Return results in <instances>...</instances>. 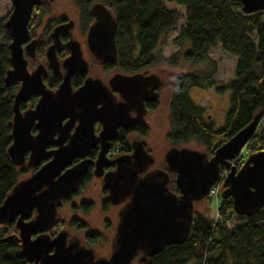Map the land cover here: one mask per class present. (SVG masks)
Segmentation results:
<instances>
[{"label": "water", "instance_id": "1", "mask_svg": "<svg viewBox=\"0 0 264 264\" xmlns=\"http://www.w3.org/2000/svg\"><path fill=\"white\" fill-rule=\"evenodd\" d=\"M240 1L247 14L264 11V0ZM11 2L12 12L3 24L11 37V68L7 70L4 82L10 85L19 81L20 85L12 104V143L7 153L12 164L22 166L29 151L27 165L37 169L19 180L5 197L0 205V225H15L19 255L27 264H133L139 253V263H145L165 246L187 240L193 226L194 203L210 196L211 188L219 181L221 166L228 170L222 180L221 196L232 199L238 214L252 216L264 206V150L248 156L239 168L232 163L257 131L263 118L261 114H255L245 127L215 149L212 156L187 147L169 148L165 154L167 170L147 171L154 163V157L144 150L142 143L129 156L108 159L106 154L116 137L117 128L133 121L129 118V108L136 105L141 108L143 103L139 99L145 94L157 95L146 87L149 82L156 83L152 84L153 87L162 84L159 77L156 74L115 75L110 87L117 90L126 102L115 101L111 91L97 78H87L79 89L72 91L71 76L87 71L79 44L72 40L69 43L70 56L62 63L65 70L63 81L56 91L47 89L42 80L45 67L38 65L29 72L22 48L28 39L33 8L41 0ZM90 12L96 20L88 32L89 48L98 59L113 62L117 56L116 19L102 4L94 5ZM72 24V21L67 23L68 27ZM60 29H54L53 43L46 52L54 71L60 69L55 55ZM33 44L35 40L30 41L27 48L34 47ZM183 76V72L176 73L170 83L181 81ZM32 94L40 96L36 107L22 112L20 104ZM99 102L105 108L96 109ZM98 113L102 114L101 117L95 118ZM67 117L68 121L62 125V120ZM74 117L79 120L78 136L67 143L55 140V131L65 135L66 127ZM95 119L102 120L103 129L94 174L103 175V187L108 190V198L113 204L127 200L119 211L108 258H95L93 249L81 245L78 239L67 243L68 231L65 229L53 238L47 233L59 223L58 206L78 190L90 165L87 154L96 139H92L89 126ZM33 125L37 129L36 135L30 132ZM50 146L56 148L48 150ZM77 157L81 161L72 164ZM43 159L49 160L40 166ZM111 164H116L115 169L104 173V168ZM169 173L175 175L178 194L168 187ZM34 210L36 215L30 219ZM33 235L36 237L32 238Z\"/></svg>", "mask_w": 264, "mask_h": 264}, {"label": "trees", "instance_id": "2", "mask_svg": "<svg viewBox=\"0 0 264 264\" xmlns=\"http://www.w3.org/2000/svg\"><path fill=\"white\" fill-rule=\"evenodd\" d=\"M108 1L107 6L117 22L118 54L129 69L135 70L136 63L139 68H156L163 63L172 67L176 65L177 60L173 57H163L162 46L182 21L178 35L172 40L180 50L174 56L182 54L185 61L198 65L205 61L210 63L204 70L187 74L173 96L170 115L172 144L193 141L212 155L255 114H261L264 120V11L247 14L240 0ZM171 4L182 8L183 12L169 7ZM50 12L49 4L45 9L33 11L29 30L36 31ZM4 20H0V205L13 186L33 172L24 165L12 164L7 153L12 143V104L17 87L4 82L11 65L10 35L3 28ZM217 45L224 53L236 57L235 78L219 86L213 80L215 65L207 56L208 50ZM193 86L214 87L219 93L230 92L223 126L218 128L212 121L202 118V110L187 94V89ZM261 125L259 123L242 153L232 160L237 168L248 156L264 150ZM145 130L141 129L142 132ZM227 171L221 166L219 180ZM171 188L177 192L173 182ZM216 209L215 219L205 210L194 211L187 240L165 246L142 264H264V206L252 216L240 215L234 210L232 199L221 196ZM69 226L75 224L69 222ZM56 229L55 226L50 232L54 233ZM17 233L13 224L0 225V264H27L19 255ZM84 238L98 246L108 241L99 239L97 242L99 236L94 234H87Z\"/></svg>", "mask_w": 264, "mask_h": 264}, {"label": "flooded vegetation", "instance_id": "3", "mask_svg": "<svg viewBox=\"0 0 264 264\" xmlns=\"http://www.w3.org/2000/svg\"><path fill=\"white\" fill-rule=\"evenodd\" d=\"M118 1H122V0H118ZM53 2H54V0H41L40 4L34 6L33 11H35L36 9H45L48 7V4L52 8L51 4H54ZM72 2L75 5V7L77 8V11L79 13V21L76 24L79 26V28H78L79 35L78 36H76V34H75L74 28L76 25H75L74 21H72L73 22L72 26L68 27L67 23L71 20H69V18H67L66 15H59L58 17H55L52 20L50 19L51 21L49 20L50 22L47 24H44V22H42L40 24V26L36 29V31H31V30H29V27H28V31H29L28 32V39L22 45L23 55H24V58L27 60L28 71L32 72L38 65H43L46 69V73L42 77L43 83L45 84V87L47 89H50L52 91H56V89H58L59 85L63 81L64 74H65V70L62 67V63L66 58H68L70 56L69 43H70V41L74 40V41L78 42L79 48L81 50L82 58L87 63V71L86 72L80 71V72H77L71 76L70 83H71L72 91H76L77 89H79L84 84V82L87 78H93V79L97 78V79H100L102 84L107 89H109L111 91V93L114 96L115 101L120 102L123 100L124 102H126L121 97V95L119 94V92L117 90H113L110 87V81L115 75L131 76V75H135V74L151 75V74H156V73L146 72L148 69H150V67L139 68V67H137V63L135 64V70L129 69L127 67L126 62H123L122 60H120V57L118 54L119 50H118V42H117V29H116V33H115V41H116V46H117L116 60L113 62H110V61L104 62V61L98 59L97 57H95V55L92 53V51L90 50L89 45H88V32H89L90 27L93 25V23L96 20L95 16L91 14L90 10L94 5L102 4L104 7H106L107 9H109L112 12L110 7L107 6L109 1L108 0H89V1L88 0H82V2H80L79 0H72ZM33 11H32V13H33ZM113 16H114V14H113ZM43 20H44V18H43ZM56 27H61L60 31L58 32V38H59L58 45H57V48L55 49L56 59L60 65V69L58 71H54L50 67L49 60H48V57L46 54L48 47L53 43V39L51 38V35L53 34V31ZM40 28L42 30L40 32H38V29H40ZM32 40H35V44H33L34 47L29 46L27 48L28 43ZM10 41H11V37H10ZM30 52H32V54ZM84 54L86 57L84 56ZM10 68H11V65H10ZM96 68L100 70V71H98L99 75L98 74L94 75ZM156 75L159 77V80L162 82V84L153 87L152 84L154 85L156 83L149 82L146 89L147 90L153 89L154 92L157 93V95L152 97V95L145 94L139 99V100L142 99V103H143V106L141 108L138 107V105H136L135 107L129 108V118H131L133 121L127 126H119L117 128L116 137L114 140L111 141V147L106 154L108 159H114V158L120 157V156H124V157L129 156V155L133 154L134 148L138 144H141V143L143 145L144 150L147 153H149L150 155H152L151 150L147 146V139L150 137V133H151L150 123H149L147 117L149 114L156 113L158 106H159L160 98L164 97V99H166V96L168 94L164 93L165 88H170V90H171L169 93V96H168V101H169V103H168V110H169L168 111L169 112L168 113V120L169 121H168V129H167L166 134H165V139H166V141H168L171 144V146L169 148H171V147H184L182 145L189 143V142L178 143V144H172L171 143L172 142L171 134L173 132V125H172V122L170 119L171 109H172L171 104H172L173 96L175 95V92L184 83L187 76L184 73V76L182 77L181 81H179V82L173 81L170 83L171 79H174V76L169 77L166 81H164L160 77L159 74H156ZM13 85H15L17 87L16 91L14 93V96H15L16 92L19 89L20 82L16 81L15 83H13ZM193 87H195V86H193ZM188 90L189 89H187L188 97L192 101V99L190 97L191 89H190V91H188ZM39 98H40V96H38L36 94H32L26 101H23L20 104V110L22 112H24L26 110L34 109L36 107V104L39 101ZM13 100H14V97H13ZM102 106H103V108H105L104 104L103 103L101 104L99 102L96 105V109L99 110ZM196 106H198V105H196ZM199 109L204 111L203 108H201V107H199ZM101 115H102L101 113H98L95 115L96 116L95 118H98L99 116L101 117ZM103 117H104V112H103ZM202 118H204L203 112H202ZM68 119H69L68 117L63 119L62 125H65V122L68 121ZM103 120H105V119L103 118ZM207 121H211V115L210 114L207 115ZM78 126H79V120L76 117H74L72 119V122L69 125V127H66L67 133L65 135H60L58 131H55L53 138L55 140L59 139L61 142L67 143L70 139L73 140L75 137L78 136L76 134ZM89 129L91 130L92 139H94V138L96 139L95 145L93 147H91L89 154H87V158L90 160V165L88 166L86 174L82 178V181L80 183V187L78 188V190L73 192L72 194H70L66 199L62 200L61 205L58 206L57 212H58L59 223H57L56 225L53 226V227H55V226L57 227L56 231L54 233H51L50 229L53 228V227H51L50 229L47 230V233L50 235L51 238H53L59 231H61L63 229L68 231V228L66 226H69V222H71V223L73 222L75 224V226H73V227L69 226V228H73V229H76L78 231H83L84 237L87 234L97 235V236H99V238L97 239V242L99 239H108L101 231L89 229L88 222L85 221L83 219V217L77 215V213H80L82 216H87L94 209V203H95L94 200L85 199V198H83L84 196H81V195H82V193H84L86 188L94 181V179L97 178V179L101 180V191H102L101 211L103 213H108L112 207H118L117 211H116L118 219H117L115 228L113 230V237L110 241L108 239L109 242L107 241L108 244L111 246L112 240L114 238V235H115V232L117 229V224L119 221V211L125 205L127 200H124L118 204H113L108 198V190L103 187V175L96 176L94 174L95 162L97 161V158L99 155L100 144H101V140H102V139H100V134H101L102 129H103L102 120H99V119L93 120L91 125L89 126ZM141 129H144V130L146 129V130L142 132ZM30 132H31V135L37 134V129L34 127V125L32 126ZM92 139L90 138L91 141H92ZM54 148H56V147L50 146L48 148V150H52ZM205 152L208 154V152L206 150H205ZM212 155H209V156H212ZM29 156H30L29 151H27L25 154L26 162L23 165L27 169L29 168L30 170H32L34 172L37 168H35V169L30 168L27 165V160L29 159ZM49 159H43L40 163V166L43 165L44 163H46ZM80 161H81V158L77 157L74 159L72 164H77ZM154 163H155V160H154ZM152 165L150 166L149 169H147V171H152V170H156V169L167 170V165L165 162V155H164V164L162 166H154L153 167ZM115 167H116V164H111L109 167H105L103 172L106 173V172L112 171L115 169ZM31 174H29L28 176H30ZM169 176H170V181L168 183V187L171 191L178 194L179 193L178 190L176 192L175 190H172V188H171L172 182L175 184V182H174L175 175L172 173H169ZM65 203L70 205L71 212L74 214L67 224L62 218H59V213H60L59 210L63 206V204H65ZM35 215H36V211L34 210L30 219H32ZM104 219H105L104 225L105 226L107 225L106 227H109L110 223L108 222V218H104ZM62 223H64L65 225L62 226ZM79 226H80V228H79ZM34 237H36V235H33L32 238H34ZM77 239L78 238L75 237V235H69V232H68L67 243H69L70 241H73V240L75 241ZM78 240H79L81 245H83L87 248H91V249H93V251H95L94 247L98 246V245H95V244L88 242L86 240V238H84V242H85L84 244H82L80 239H78ZM98 247H100V246H98ZM111 251H112V247H111ZM110 254L108 256H96V254L94 252L95 258H98V257L108 258L110 256ZM140 257H141L140 253L137 254L134 257L132 263L133 264H136V263L142 264V263H139Z\"/></svg>", "mask_w": 264, "mask_h": 264}, {"label": "rangeland", "instance_id": "4", "mask_svg": "<svg viewBox=\"0 0 264 264\" xmlns=\"http://www.w3.org/2000/svg\"><path fill=\"white\" fill-rule=\"evenodd\" d=\"M54 4H51V12L49 15L44 17V24L49 23L53 18L58 17L59 15H66L69 20L74 21L75 25L79 21V13L77 8L73 4L72 0H54ZM169 7H175L180 12H183V9L171 4ZM12 12V2L11 0H0V20H6L9 14ZM51 19V20H50ZM4 20V21H5ZM50 20V21H49ZM183 23L180 22L178 27L169 35L167 41L162 46V55L166 59L174 58L177 60L176 65L169 66L166 63L163 65L150 68L146 72H154L159 74L160 77L166 81L169 77H173L176 73L183 72L186 75L190 73H196L198 71L204 70L208 68V62H202L200 65L195 64L194 62L185 61L182 57V54L176 55L180 50L174 44H172L173 38L178 35L179 27ZM43 24V25H44ZM42 28V27H41ZM38 29L40 32L42 29ZM79 26L76 25L74 30L76 36L79 35ZM182 51V50H181ZM180 53V52H179ZM85 56V54H84ZM207 56L209 62H212L215 65L216 72L214 74L213 80L215 81V85H224L229 81L235 78V66H236V57L227 53H224L220 45H217L214 48H211L207 52ZM86 57V56H85ZM213 68V67H212ZM99 69H95L94 75L98 74ZM99 75V74H98ZM185 88V87H184ZM190 97L192 101L198 105L199 107L203 108V116L204 120H207V115H211V121L213 122L214 126L221 127L224 124L225 116L229 108V97L230 92L225 91L222 93L217 92L214 87L203 89L199 88L198 86L189 87ZM170 88H165L164 93L168 94L166 99L160 98L159 106L154 114H149L147 119L150 123L151 133L150 137L147 139V146L152 152V156L154 157L155 163L152 165L154 166H162L164 164V155L171 144L166 141L165 134L168 129V96L170 93ZM261 129H264V120L260 121ZM184 147L203 151L205 152L204 146L196 142H189L188 144L182 145ZM242 153V152H241ZM244 155V154H243ZM222 187V184H221ZM220 187V188H221ZM223 189V187H222ZM81 196H84L85 199L94 200V209L87 215L82 216L80 213H77L78 216L83 217L85 221L89 224V229L101 231L109 241L113 237V230L115 228L117 222V208L112 207L108 213H103L101 211V200H102V191H101V180L94 179V181L86 188L84 193ZM220 197V193L218 198ZM216 199L212 196L207 197L206 199L200 200L194 203V211H207L210 216L215 219V207H216ZM59 218H62L66 224L69 222L71 217L74 215L71 212V207L69 204L65 203L60 208ZM108 218V222L110 223L109 227L104 225L105 219ZM68 228L69 235H75L78 239L81 240L82 244H84V232L78 231L73 228ZM108 241V242H109ZM100 245V247H94V252L96 256H108L111 253V246L108 244ZM137 264V263H136Z\"/></svg>", "mask_w": 264, "mask_h": 264}, {"label": "built area", "instance_id": "5", "mask_svg": "<svg viewBox=\"0 0 264 264\" xmlns=\"http://www.w3.org/2000/svg\"><path fill=\"white\" fill-rule=\"evenodd\" d=\"M223 176H224V175H223ZM222 179H223V178H222ZM222 179L219 180V182H218L216 185H214V186L211 188V190H210V196L214 197V198L216 199V201H218V196H219V193H220V183H221ZM215 211H216L215 216H217V214H218V210L216 209Z\"/></svg>", "mask_w": 264, "mask_h": 264}]
</instances>
